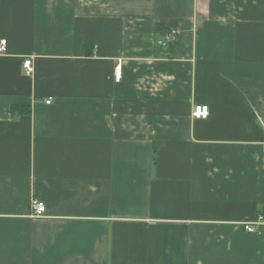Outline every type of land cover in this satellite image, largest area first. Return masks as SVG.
Masks as SVG:
<instances>
[{"label": "crops", "instance_id": "0c3cea01", "mask_svg": "<svg viewBox=\"0 0 264 264\" xmlns=\"http://www.w3.org/2000/svg\"><path fill=\"white\" fill-rule=\"evenodd\" d=\"M1 39L0 264H264V0H0Z\"/></svg>", "mask_w": 264, "mask_h": 264}, {"label": "built area", "instance_id": "2783aa9c", "mask_svg": "<svg viewBox=\"0 0 264 264\" xmlns=\"http://www.w3.org/2000/svg\"><path fill=\"white\" fill-rule=\"evenodd\" d=\"M7 50V39L0 40V54ZM23 67L27 75H32L34 73V64L31 57L24 60ZM121 64L116 65L114 69V79L119 82L121 80ZM51 99H48L46 103H50ZM209 114V106L203 104H196L193 109V115L195 117H205ZM33 214L36 216H42L46 212V204L38 199L33 201ZM245 228L248 231H255L259 228H264V204L261 211L257 214L253 221L246 222Z\"/></svg>", "mask_w": 264, "mask_h": 264}, {"label": "trees", "instance_id": "16d2710c", "mask_svg": "<svg viewBox=\"0 0 264 264\" xmlns=\"http://www.w3.org/2000/svg\"><path fill=\"white\" fill-rule=\"evenodd\" d=\"M12 110H17V111H21V112H24V111H26V106H24V105H14L13 107H12Z\"/></svg>", "mask_w": 264, "mask_h": 264}]
</instances>
